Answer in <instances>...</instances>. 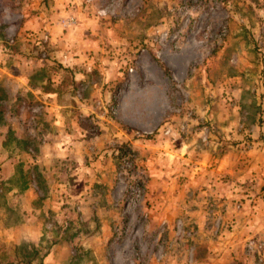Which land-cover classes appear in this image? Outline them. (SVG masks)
Returning <instances> with one entry per match:
<instances>
[{
	"label": "rangeland",
	"instance_id": "rangeland-1",
	"mask_svg": "<svg viewBox=\"0 0 264 264\" xmlns=\"http://www.w3.org/2000/svg\"><path fill=\"white\" fill-rule=\"evenodd\" d=\"M0 264H264V0H0Z\"/></svg>",
	"mask_w": 264,
	"mask_h": 264
},
{
	"label": "crops",
	"instance_id": "crops-1",
	"mask_svg": "<svg viewBox=\"0 0 264 264\" xmlns=\"http://www.w3.org/2000/svg\"><path fill=\"white\" fill-rule=\"evenodd\" d=\"M61 141L63 142V144H65V143H69V144H71V143L73 142L72 139H65V138H63ZM73 143H78V142H77V141H74ZM54 145L57 146V147H60L61 149H63V148H62L63 146L60 144V141L55 142ZM64 149L66 150V148H64ZM75 160L78 161V157H76ZM78 162H79V161H78ZM78 162H76V163H78Z\"/></svg>",
	"mask_w": 264,
	"mask_h": 264
}]
</instances>
